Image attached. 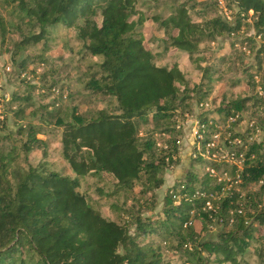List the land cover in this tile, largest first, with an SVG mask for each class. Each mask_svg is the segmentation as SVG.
Segmentation results:
<instances>
[{
  "label": "trees",
  "instance_id": "trees-1",
  "mask_svg": "<svg viewBox=\"0 0 264 264\" xmlns=\"http://www.w3.org/2000/svg\"><path fill=\"white\" fill-rule=\"evenodd\" d=\"M0 1L28 29L21 42L15 44V50L23 51L42 42L43 52L48 51L47 42L56 29L73 30L82 58L97 59L77 79L81 92L86 98H100L105 103L96 109L83 110V105L63 108L61 103L71 96L62 98L63 85L49 87L51 94H55L52 89L59 93L54 96L52 111L42 109L43 117L60 131L61 154L71 175L50 168L45 160L48 143L37 137L40 130L31 123L17 131L26 139L13 144L8 152L0 147V264H171L164 258V242H169L168 247L175 252H182L190 264H248L236 259L247 240L259 245L256 255L264 260V205L260 203L264 190L249 191L251 183L264 177V135L259 142L263 144L252 145L247 154H254L255 158L244 166L239 185L243 198L233 192L212 201L213 210L203 211L209 194L219 191L221 185H212L214 180L206 173L196 181L192 171H188V180L165 194L161 217L143 215L148 201L152 202L143 198H152L153 192L163 186L166 170L179 164L177 143L183 131L176 129V123L185 120L193 101L202 122L217 117L224 123L230 115L247 110L250 102L256 112L264 115V99L258 95L230 102H225V95L219 102L216 96L210 99L211 84L216 81L213 76L219 71L213 66L200 67L199 57L202 43L237 36L242 22L250 19L254 39L261 37L255 53L259 71L261 60L264 61V0H224L226 7L235 11L230 21L219 16L199 22L189 15L190 10L199 7L193 0H167L170 5L165 18L140 13L136 0ZM201 14L205 18L206 13ZM148 20L163 30L160 56L185 54L202 73L200 83L191 85L177 63L157 65L159 54L144 45V24ZM6 28L7 23L0 17V31L5 33ZM244 40L242 44L253 43L250 37ZM36 59L47 62L43 55ZM25 65V61L20 63L22 68ZM255 74L249 76L253 85ZM27 76L21 81L30 90ZM26 93L25 97L15 93L13 100L28 104L31 97ZM30 104L19 105L14 117L24 115ZM260 123L264 126L263 120ZM3 124L0 122V127ZM143 126L151 128L142 132ZM158 136L164 139L162 146L158 145ZM34 150L42 154L35 166L28 161ZM20 157L24 165L17 163ZM193 160L217 167L201 158ZM230 173L235 176V167L230 168ZM103 175L112 179L108 192L99 187L96 191L100 197L116 198L117 202L123 197L121 204L109 205L128 217L123 224L104 217L78 190L82 181L88 185L87 177L101 180ZM137 187L138 195L134 193ZM196 193L204 196H195ZM173 194L186 196L175 203ZM127 201H131L129 207ZM240 204L244 215L236 213ZM231 211L233 225H229ZM197 218L202 230L208 231L215 226L213 219L224 220L215 241L201 240V233L194 228ZM259 230L263 231L262 236ZM171 240H176V244H170Z\"/></svg>",
  "mask_w": 264,
  "mask_h": 264
},
{
  "label": "rangeland",
  "instance_id": "rangeland-1",
  "mask_svg": "<svg viewBox=\"0 0 264 264\" xmlns=\"http://www.w3.org/2000/svg\"><path fill=\"white\" fill-rule=\"evenodd\" d=\"M187 1V0H182ZM195 4L199 7L189 11V15L193 21L199 22L206 19L214 17H225L226 14L231 16L234 15L235 11L226 7V1H224V10L220 9L216 5L217 0H193ZM169 3L167 0H159V2H152L149 0H136V9L143 13L147 17H152L153 15H162L165 18L168 15ZM190 6V3L188 4ZM4 3L0 1V17L7 23L6 32L2 33L0 31V98L3 104L0 108V119H5L2 121L4 124L3 128L0 127V138H4L0 142V147L3 146L8 152L11 150L13 144L19 143L21 140L26 139V135H18V128L20 126H25L28 123L35 125L39 128L40 132L37 135L39 139L47 141V157L46 161L49 162L50 168L56 172L64 173L66 175H71V170L67 163L64 161L61 154V144H60V131L53 126V124H48L44 121L43 108H47L52 111L55 103V94L49 92V87L53 84L56 87L61 85L64 86L65 94L71 96L64 100L60 106L63 108H72L82 106L83 110L86 109H96L105 106V103L101 101L100 98L89 99L86 98L85 94L81 92V84L77 81L78 77L84 73L87 66L93 62H96V58L85 57L82 58L80 52V44L74 40V31L65 29L64 27H59L50 35V41L47 42L48 51L43 52L42 42L33 47H27L23 51L15 50V44L21 42L23 35L28 32L26 26L21 22L16 15H11L10 8H4ZM203 9H202V8ZM201 13H206L205 18ZM232 17V16H231ZM230 17V18H231ZM241 29L237 36L232 38L220 37L214 42H204L200 45L199 57L202 59L200 67L213 66L218 69L219 73L213 76L216 79L214 83L211 84L212 93L210 99L217 97L216 102L221 100V97L225 95V102H230L231 99L235 100L237 98H247L256 96L257 87L255 83L249 82V76L253 73H258L260 78V86L263 89L264 94V61L261 60L260 70H257V60L256 51L259 48L261 40L255 37V31L252 27L250 19L242 22ZM144 31L147 33L145 37L144 45L149 48L154 54L158 53L157 65L170 66L175 63L181 65V69L184 72L186 78L191 85L198 84L202 81V73L198 70L195 63H189L188 57L185 54H174L169 56L167 54H162L163 46L161 45L160 39L164 36L163 30L159 27L156 22L148 20L144 24ZM154 37V38H153ZM247 37L253 40V43H241L245 41ZM154 41H152L153 39ZM38 55H43L47 59L46 63H41L39 59H36ZM195 59V58H194ZM25 61L26 65L24 68L20 67V63ZM28 74V86L24 84L21 79L23 75ZM218 79V81H217ZM214 81V80H213ZM240 82L234 86V83ZM190 85V86H191ZM29 94L31 101L28 104L22 101L13 100L15 93H19L22 97ZM264 99V95L259 96ZM31 103V104H30ZM31 105L24 112V115L20 117H14V112L17 111L19 105L20 107H26V105ZM55 108V107H54ZM199 108L196 102L191 103V109L188 113L190 119L198 116ZM35 111V115L32 114ZM243 123L238 126V129L244 134H240L244 141H248L246 133L247 125L249 121H253L256 126L260 129L259 137H253V139H261L264 135L263 125L261 126L260 120L264 121V115L261 112H256L252 107V103L247 105V110L241 112ZM191 115V116H190ZM189 119V118H188ZM151 128L150 126L141 127V131ZM184 134L180 143L179 150V164L173 166L166 170L164 174V184L159 189L153 192V197L146 196L143 198L144 201H148L147 208L144 205L143 208L146 210L143 212L144 216L158 215L161 217V212L164 208V196L169 191L181 181L188 180V171H192L195 175L196 181L201 178L206 171L205 165L195 162L191 153L193 150V132L192 128L187 124L183 125ZM157 142L159 146H162L164 139L158 136ZM252 143L253 141H250ZM42 160L41 151L34 150L28 157V161L31 165L35 166ZM23 157L17 159V163L24 165ZM101 180L90 179L87 177V183L81 182L79 186V191L89 197V203L95 209H97L104 217L114 220L120 224L124 223L125 218L122 214H118L112 209H110V203H119L123 201V197L117 202L116 198L107 199L105 197H100L96 188H102L108 192V187L111 184V177L103 175ZM109 184V185H108ZM214 185V183H212ZM88 187V188H87ZM140 190L137 187L134 191L138 195ZM255 190L253 187L252 191ZM263 201V194H262ZM142 200V201H143ZM262 201L260 203H262ZM155 206L152 207V204ZM131 205V201H127V206ZM195 230L201 233V240L215 241L217 231L220 228L214 230H202L200 225V220L195 219ZM132 231V230H131ZM258 231L255 233L258 236ZM259 235H263V231L259 230ZM251 235L253 241H256V236ZM176 240H171L170 244L175 245ZM248 244L243 248V251L238 252L236 255L237 260L246 262L248 264H262L264 260L257 257L256 253L259 250V245L255 242L247 240ZM259 244V243H258ZM262 244V243H261ZM260 244V245H261ZM169 242L163 243V253L165 260L169 261L171 264H190V260L182 254V252H175L173 248L168 247ZM258 247V248H257ZM235 250L237 249L234 248ZM257 249V250H256ZM256 250V252H255ZM264 252V247L261 248ZM188 261V262H187Z\"/></svg>",
  "mask_w": 264,
  "mask_h": 264
},
{
  "label": "built area",
  "instance_id": "built-area-1",
  "mask_svg": "<svg viewBox=\"0 0 264 264\" xmlns=\"http://www.w3.org/2000/svg\"><path fill=\"white\" fill-rule=\"evenodd\" d=\"M217 5L220 9L224 10V1L223 0H217ZM231 16L226 14V19L231 20ZM234 37L232 34L231 37ZM260 36H257V39L260 40ZM25 75H23L24 77ZM27 78H29L27 76ZM253 81L255 83V87L258 88L256 90V93L258 96H262L263 89L260 86V78L258 75H254ZM52 91L57 95L59 91L57 89H52ZM67 93L65 92L62 95L63 99H66ZM3 104V101L0 98V108ZM202 106V105H201ZM205 107H208V104H205ZM5 117V116H3ZM189 118V119H188ZM4 118L0 119V122H2ZM250 123L247 125V132L246 133L248 138V141H244L242 136L240 134L242 133L241 130L238 129V126L243 123L242 114L236 113L235 115H230L227 117L224 123L218 120L217 117H214L212 119L206 120L202 122V120L198 119L197 116H195L193 119L185 115V120H182L180 122L176 123V129H181L184 134L183 125H189L190 128H192L193 132V141L194 145L193 150L191 153V157L194 159L201 158L204 161H208L210 163H215L217 167L212 166H205L206 171L205 173L208 174L210 178H212L214 181V185H221V188L216 193H210L205 206L203 207V211L207 210H213V202L220 200L221 198H224L230 193L236 192L241 194V198L244 196V192H242L240 188V184H242L241 176L244 170L245 163L249 162L252 164V160H254L255 155L250 154L249 157H247V154L250 151V147L252 145H262L263 143H259L261 139H253L254 137H259L260 135V129L256 126V124L252 121H249ZM262 138V137H261ZM182 139V138H181ZM180 141H178V146L180 150ZM250 141H256L257 143H250ZM264 152V146L261 150ZM251 161V162H250ZM251 166V165H250ZM235 167V176L231 177L230 168ZM253 187H255V190L252 191ZM264 190V177L259 179L255 183H251L249 186V191L257 192L259 189ZM186 194L179 195V194H173L172 199L175 203H178L182 197H185ZM195 196H204L200 195L199 193H196ZM264 197V195H263ZM264 205V200L262 202ZM231 211L229 213V225H233L234 219L231 218L233 215ZM193 212H191L192 214ZM236 213L238 215H244V209L243 204H240L238 209L236 210ZM215 226L213 228H210L211 230H216V228H220L224 220L222 218L219 219H213L212 222ZM245 224H248L247 221ZM212 227V225H211Z\"/></svg>",
  "mask_w": 264,
  "mask_h": 264
}]
</instances>
